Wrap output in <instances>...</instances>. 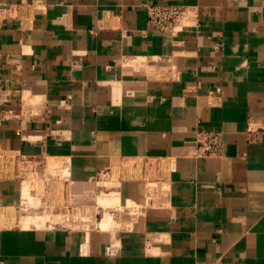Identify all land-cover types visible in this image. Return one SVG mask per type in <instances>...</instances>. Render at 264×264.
Segmentation results:
<instances>
[{"label": "crops", "instance_id": "crops-1", "mask_svg": "<svg viewBox=\"0 0 264 264\" xmlns=\"http://www.w3.org/2000/svg\"><path fill=\"white\" fill-rule=\"evenodd\" d=\"M152 3L194 11L158 32ZM0 94V152L62 158L75 206L117 177L129 212L1 228L0 264H264V0H0ZM200 130L222 133L218 154L195 155ZM19 191L0 181V202Z\"/></svg>", "mask_w": 264, "mask_h": 264}, {"label": "rangeland", "instance_id": "rangeland-1", "mask_svg": "<svg viewBox=\"0 0 264 264\" xmlns=\"http://www.w3.org/2000/svg\"><path fill=\"white\" fill-rule=\"evenodd\" d=\"M48 157L49 156L30 160L24 156H20L17 153L0 152V181H12L14 184L18 185V188L21 187V181H23L24 179H27L32 183L35 182V185H33L30 190L36 195L32 202L30 201L29 203H27L28 205L26 206L29 207V210L27 212L29 214L32 213V215H35V213H44L43 215L47 217V219H45L46 224L45 226H43V228L60 226L79 231H85L88 228L90 230H93L97 227L98 223L104 219L109 223L107 225L108 227L104 230L109 229V227H111L110 229H114V227L116 226H125L123 225L126 224L124 223L125 216L129 213H125L122 209L123 207H116L117 211H121L119 209L123 210V222H118L114 218V214L112 212L111 215L108 216L106 212H103L104 210L99 205L82 207L71 204V200L76 193V189L74 188V186L76 185L70 184L68 180L63 179L64 177H62L61 175L62 172H60L61 167H66L69 165L68 163H64L62 158L57 157V159L53 160H51L50 158L49 161ZM51 163H54V165H51ZM142 164L144 165L143 161H136V167H139ZM51 166H53L52 169L50 168ZM115 176H117L116 173ZM99 179V184H105L106 188L110 187L108 191L105 189L106 193L110 192V190H115V188L113 189V186L117 185V177H115V181L113 180V178L111 181H107L106 177H103L102 175L99 177ZM103 179L105 180L103 181ZM84 184H87V187L91 192L94 191V193L96 192L97 194L98 187H95L92 181L86 182ZM107 184H109V186ZM34 186L35 188H33ZM20 191L18 193V198L13 201V203L4 204V202H0V229H14L12 224H17V220L19 217L18 214L21 213L20 209L25 206L24 204H26L25 202L23 204V201H21L22 199L20 198ZM30 203L33 204L32 207L29 206ZM46 213H53L54 215L58 216L54 217L53 214L49 216V214ZM98 213H100V218H98L99 215H96ZM113 219L114 221H112ZM78 222H85L89 227L85 229L82 226L79 227L72 225L79 224Z\"/></svg>", "mask_w": 264, "mask_h": 264}, {"label": "built area", "instance_id": "built-area-1", "mask_svg": "<svg viewBox=\"0 0 264 264\" xmlns=\"http://www.w3.org/2000/svg\"><path fill=\"white\" fill-rule=\"evenodd\" d=\"M193 11V8L180 4H147L145 5L146 23L158 32L174 34L186 26ZM2 101L0 94V106ZM249 133L251 134L252 131ZM221 144L222 133L220 131L200 130L196 133L194 153L199 156H212L219 153Z\"/></svg>", "mask_w": 264, "mask_h": 264}, {"label": "bare ground", "instance_id": "bare-ground-1", "mask_svg": "<svg viewBox=\"0 0 264 264\" xmlns=\"http://www.w3.org/2000/svg\"><path fill=\"white\" fill-rule=\"evenodd\" d=\"M51 157V156H50ZM49 158V157H48ZM55 159V158H54ZM51 160H53V157H51ZM49 161H50V158H49ZM51 165H54V163ZM49 166V165H48ZM47 166V167H48ZM53 166H51L50 168L52 169ZM64 167V166H63ZM68 167V166H66ZM49 169V168H48ZM47 169V170H48ZM66 169V168H65ZM64 168L60 169V172H62V177H64L63 179H67V175H68V171L65 170ZM68 169V168H67ZM59 172V170H58ZM99 181V179H95V181ZM105 179H103L104 181ZM35 185V182L32 183L31 181L29 180H23L21 181V187H20V195H21V201H23V204L24 202L26 204H24L25 206L22 207L20 210H21V213L18 214L19 217H18V220H17V224L13 225L14 226H17V227H20L21 229H27V228H42L43 226H45V219H47V217H45L43 214H39V213H35V215H32L29 214L27 211L29 210V207H27L26 205H28L27 203H29L30 201L32 202V200H34V197L36 194L32 193L30 188ZM109 186V184H107ZM151 185V184H150ZM35 188V186L33 187ZM98 189L99 191L101 192V194L99 195V203H100V207L103 208V212H106V214L109 216L111 215V208H120L122 207L121 206V203H120V193L117 189L115 190H110V192L106 193L105 189H106V185L105 184H98ZM114 189V188H113ZM144 187L143 185H138L136 186L135 190H134V195H133V198L132 199H127L126 201V205L125 207L126 208H129L130 206H136V207H141L143 204H144ZM38 199V198H37ZM36 199V200H37ZM34 203V202H33ZM136 204V205H135ZM22 205V204H21ZM32 203L29 204V206L32 207ZM130 205V206H129ZM120 206V207H119ZM129 206V207H128ZM123 209V208H122ZM122 209H119V210H122ZM130 209V208H129ZM133 210V209H132ZM123 211V210H122ZM139 211V210H137ZM126 213H129L127 211H124ZM34 213V212H33ZM8 217V216H7ZM105 217V216H104ZM17 218V217H16ZM109 218V217H108ZM107 218V219H108ZM112 219V218H111ZM50 220V219H49ZM114 221V219L112 220ZM69 222V221H68ZM123 222V221H122ZM79 223V222H78ZM95 223V222H94ZM125 223V222H124ZM50 224V223H49ZM52 224V223H51ZM109 223L104 219L102 220L101 222L98 223L97 227L99 229H106L108 226ZM122 224V223H121ZM74 226H82L84 228H87L89 227L88 224H86L85 222L84 223H79V224H72ZM125 225V224H123ZM111 227H109L110 229Z\"/></svg>", "mask_w": 264, "mask_h": 264}]
</instances>
